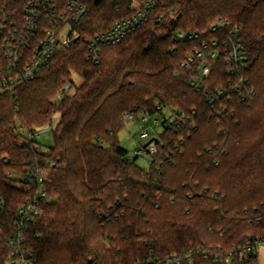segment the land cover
I'll list each match as a JSON object with an SVG mask.
<instances>
[{"label": "trees", "instance_id": "16d2710c", "mask_svg": "<svg viewBox=\"0 0 264 264\" xmlns=\"http://www.w3.org/2000/svg\"><path fill=\"white\" fill-rule=\"evenodd\" d=\"M154 1L149 20L105 46L95 63L86 58L88 39L131 14L133 0H88L78 42L58 50L17 97H0V264H7L8 236L27 198L20 179L7 172L21 175L36 161L47 172L49 199L28 230L35 264H142L200 245L229 249L249 235L264 237V219L258 222L264 215V0ZM217 18L239 29L256 91L249 104L234 96V115L216 114L181 66L199 38L174 36L204 31ZM212 64L207 83L226 85L228 65L221 58ZM67 83L70 91L54 100ZM158 103L184 111L196 128L165 125L151 141L158 154L147 171L130 159L119 134L125 114L138 120ZM56 112L47 153L18 145L15 127H44ZM242 264H259L258 254L245 255Z\"/></svg>", "mask_w": 264, "mask_h": 264}, {"label": "built area", "instance_id": "2783aa9c", "mask_svg": "<svg viewBox=\"0 0 264 264\" xmlns=\"http://www.w3.org/2000/svg\"><path fill=\"white\" fill-rule=\"evenodd\" d=\"M154 3V0H133L131 14L116 19L110 28L88 39L86 58L100 62L105 46L123 41L149 20ZM90 12L88 0H0V97H17L19 88L35 79L58 50L75 45L80 38L79 27ZM215 31L226 33L209 35ZM238 33L239 29L232 28V22L227 18L215 19L201 32L179 30L174 33L175 40L179 41L199 38V45L181 66L189 70L190 84L205 93L216 114L234 115L231 104L235 95L240 102L249 104L256 94L250 78L246 76L248 55ZM214 58H221L228 65L227 73L230 75L226 85L215 88L207 83ZM70 89L71 83H67L57 93L56 100H61ZM156 110L144 113L138 120L132 113L124 115L125 120H136L142 138L153 136L139 153L147 152L154 157L158 154V147L151 141L160 133L156 130L157 125L163 129L165 125L171 129L181 125L196 128L195 122L184 111L171 110L161 103L156 104ZM42 128L26 130L22 125L15 127V131L20 133L18 145H28L35 151L47 153L49 149L38 142L44 133ZM4 161L8 162V159L4 158ZM7 175L20 179L27 191V198L18 208L8 236L7 264H35L37 257L27 245L28 230L43 216L44 203L49 199L47 172L36 161L34 165H28L21 175L11 171ZM263 219L264 215L258 217V222ZM262 244L264 237L249 235L229 249L200 245L183 252L151 256L147 263L142 264H242L244 256L258 254Z\"/></svg>", "mask_w": 264, "mask_h": 264}, {"label": "rangeland", "instance_id": "374dc122", "mask_svg": "<svg viewBox=\"0 0 264 264\" xmlns=\"http://www.w3.org/2000/svg\"><path fill=\"white\" fill-rule=\"evenodd\" d=\"M75 76V80L77 83H81L82 80L78 76ZM56 100V97L55 99ZM60 112H56V114L53 117L52 124H48L42 128V135L38 139V142L42 144L44 147L50 149L54 145V134L52 129L49 130V127L54 128L58 124L60 120ZM163 129L162 126L157 125L156 130L158 132H161ZM153 136H151L152 138ZM151 138H142L138 129V124L136 120H126L125 121V127L119 134L120 143L123 147L129 150V157L132 161L135 162L136 165L139 167L149 170L152 163V155L150 153H143L140 154L139 150L144 147L148 142H150ZM233 247V246H231ZM259 264H264V244L260 245L259 251Z\"/></svg>", "mask_w": 264, "mask_h": 264}]
</instances>
